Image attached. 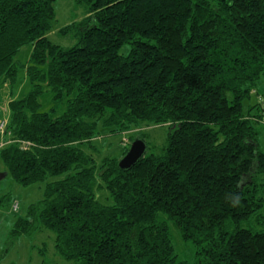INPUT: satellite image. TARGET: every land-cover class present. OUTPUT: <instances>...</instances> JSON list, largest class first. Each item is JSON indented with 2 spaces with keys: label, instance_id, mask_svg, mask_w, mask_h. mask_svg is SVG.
I'll use <instances>...</instances> for the list:
<instances>
[{
  "label": "trees",
  "instance_id": "1",
  "mask_svg": "<svg viewBox=\"0 0 264 264\" xmlns=\"http://www.w3.org/2000/svg\"><path fill=\"white\" fill-rule=\"evenodd\" d=\"M57 1L0 0V86H29L9 102L0 166L43 185L11 235L50 232L69 264H264V0H77L87 16L62 28L66 48L48 38ZM142 125L167 127V146L121 170ZM108 134L131 143L97 161Z\"/></svg>",
  "mask_w": 264,
  "mask_h": 264
},
{
  "label": "rangeland",
  "instance_id": "2",
  "mask_svg": "<svg viewBox=\"0 0 264 264\" xmlns=\"http://www.w3.org/2000/svg\"><path fill=\"white\" fill-rule=\"evenodd\" d=\"M56 19L53 24V29L48 33V38L54 44L61 47H70L75 44L76 39L72 33L62 36L61 30L70 26L74 22H79L87 16V7L77 2V0H58L55 4ZM29 48L22 50L19 55V61L24 62L27 58ZM20 82L12 92L8 84L0 86V120L9 121V102L15 99L23 98L29 91V86L23 77L20 75ZM260 94H264V89L260 90ZM258 102L257 96L245 101L244 110L247 112L250 105ZM45 107L49 109L50 101L45 99ZM6 129V133L7 132ZM260 135L258 138L259 146L264 152V125L260 126ZM143 134L149 147L148 154L160 155L163 149L167 146V138L169 130L167 127H148L142 125L140 128H135L128 135L138 136ZM127 134L121 136L102 135L92 141L94 149L88 152L97 160L104 158H121L125 146L130 144ZM10 140V139H9ZM6 141L3 148L9 146ZM127 145V146H128ZM131 145V144H130ZM26 145L23 144L22 147ZM0 172L3 171L0 166ZM260 184H264V176L260 177ZM12 194L16 197L15 201H4L3 195ZM97 198L104 204H110L108 193L103 188L97 189ZM259 196L264 197V187L260 188ZM43 197V185H35L28 188L19 187L12 182L10 176L0 181V264H69L64 261L54 248V235L47 231H41L34 235L33 238H16L12 234V230L16 221L20 216H25L29 205L41 200ZM9 202V203H8ZM8 203V204H7ZM16 207V208H15ZM263 227L258 228L262 230ZM172 240L175 245V250L178 258L188 262L195 261V251L191 244L185 243L182 240L181 233L171 227Z\"/></svg>",
  "mask_w": 264,
  "mask_h": 264
},
{
  "label": "water",
  "instance_id": "3",
  "mask_svg": "<svg viewBox=\"0 0 264 264\" xmlns=\"http://www.w3.org/2000/svg\"><path fill=\"white\" fill-rule=\"evenodd\" d=\"M147 153V144L142 139L134 140L127 154L119 161L118 166L121 170L131 169L138 161H140ZM8 176L7 173L0 172V181Z\"/></svg>",
  "mask_w": 264,
  "mask_h": 264
},
{
  "label": "built area",
  "instance_id": "4",
  "mask_svg": "<svg viewBox=\"0 0 264 264\" xmlns=\"http://www.w3.org/2000/svg\"><path fill=\"white\" fill-rule=\"evenodd\" d=\"M6 129H7V122L0 120V150L6 143V140H5L7 137Z\"/></svg>",
  "mask_w": 264,
  "mask_h": 264
},
{
  "label": "crops",
  "instance_id": "5",
  "mask_svg": "<svg viewBox=\"0 0 264 264\" xmlns=\"http://www.w3.org/2000/svg\"><path fill=\"white\" fill-rule=\"evenodd\" d=\"M7 194H9V193H7ZM5 195H6V194H5ZM9 195H11V199H10L11 202H13V201H15L16 199H18V198H16V197H13L12 194H9ZM3 196H4V195H3ZM8 203H9V202H8ZM8 203H7V204H8ZM1 205H2V204H1ZM1 205H0V207H1ZM2 207H4V206H2ZM2 207H1V208H2ZM1 208H0V209H1Z\"/></svg>",
  "mask_w": 264,
  "mask_h": 264
},
{
  "label": "clouds",
  "instance_id": "6",
  "mask_svg": "<svg viewBox=\"0 0 264 264\" xmlns=\"http://www.w3.org/2000/svg\"><path fill=\"white\" fill-rule=\"evenodd\" d=\"M239 203V196H236L233 200V204H238Z\"/></svg>",
  "mask_w": 264,
  "mask_h": 264
}]
</instances>
